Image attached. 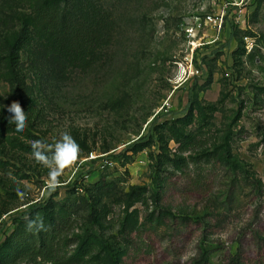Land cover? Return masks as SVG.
Instances as JSON below:
<instances>
[{
  "label": "rangeland",
  "instance_id": "rangeland-1",
  "mask_svg": "<svg viewBox=\"0 0 264 264\" xmlns=\"http://www.w3.org/2000/svg\"><path fill=\"white\" fill-rule=\"evenodd\" d=\"M229 5L0 0V129L14 124V101L27 116L23 132H0V248L27 218L56 214L76 219L64 255L82 264L128 252L124 264H264V0ZM95 15L111 25L98 47L56 43L54 23ZM208 15L224 24L200 29V74L187 79L186 29ZM64 131L80 156L52 190L31 142L54 145ZM106 155L116 165L97 170ZM199 174L202 191L187 196L185 175Z\"/></svg>",
  "mask_w": 264,
  "mask_h": 264
},
{
  "label": "trees",
  "instance_id": "trees-1",
  "mask_svg": "<svg viewBox=\"0 0 264 264\" xmlns=\"http://www.w3.org/2000/svg\"><path fill=\"white\" fill-rule=\"evenodd\" d=\"M110 29L111 25L108 15H95L85 19L70 17L53 24V34L56 43L63 50L77 55H81L88 49L98 47L107 37ZM19 88L20 84L17 85V89ZM14 130L15 124L3 125L0 132H11ZM185 176L189 182L187 196L191 193L201 192L204 181L208 179L200 174L196 175V177ZM167 181L159 202H162L165 197L164 191L166 192L169 185ZM43 222L46 230L39 232L35 229L32 231L27 230V222L23 225H17L5 241V248H0V264H82L79 258H66L64 255V245L75 230L76 219L55 214ZM151 234L152 231L146 228L143 231L134 233V236L147 238ZM128 256L129 252L119 261H114V264H124V260ZM244 261L243 258L238 257L234 264H245Z\"/></svg>",
  "mask_w": 264,
  "mask_h": 264
},
{
  "label": "clouds",
  "instance_id": "clouds-1",
  "mask_svg": "<svg viewBox=\"0 0 264 264\" xmlns=\"http://www.w3.org/2000/svg\"><path fill=\"white\" fill-rule=\"evenodd\" d=\"M7 111L11 114L9 122L15 124V131L23 132L27 125V116L20 103L14 101L8 106ZM31 148L34 160L49 169L48 187L52 190L59 186V177L64 170L73 166L80 156L79 144L67 131L60 134V138L54 145H48L41 140H33ZM26 228L29 231L35 229L37 232L46 230L43 218L39 214L36 215L35 219L27 218Z\"/></svg>",
  "mask_w": 264,
  "mask_h": 264
},
{
  "label": "built area",
  "instance_id": "built-area-1",
  "mask_svg": "<svg viewBox=\"0 0 264 264\" xmlns=\"http://www.w3.org/2000/svg\"><path fill=\"white\" fill-rule=\"evenodd\" d=\"M245 2V0H230V7H240V5ZM194 25L187 27L186 29V36L190 41V50L191 54L189 57L186 58L183 69H184V77L186 76L187 79L197 77L200 72L199 69L195 67V52L198 48V33L200 29L205 27H210L217 31L221 30L224 24V18L222 16H205L197 17L194 20ZM236 24H240L239 21ZM243 43L247 54H251L255 48L257 47L256 39L250 36L243 37ZM92 163H96L97 170H104L116 165L114 157L112 156H103V157H93Z\"/></svg>",
  "mask_w": 264,
  "mask_h": 264
}]
</instances>
